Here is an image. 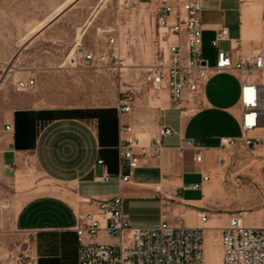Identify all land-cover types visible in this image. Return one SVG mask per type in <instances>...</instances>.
I'll return each mask as SVG.
<instances>
[{
  "label": "rangeland",
  "instance_id": "374dc122",
  "mask_svg": "<svg viewBox=\"0 0 264 264\" xmlns=\"http://www.w3.org/2000/svg\"><path fill=\"white\" fill-rule=\"evenodd\" d=\"M248 10V26L257 25L263 37L264 27L260 19L264 14V0H252L242 10ZM60 13L61 20L49 37L37 38V30ZM239 0H203L201 53L209 66L214 65L216 49L212 46L215 32L227 29L230 36L238 35ZM57 15V16H56ZM97 27L114 29L119 53L117 65L105 69L89 68L82 63H70L72 51L77 44L83 50L104 47V42L95 35ZM153 30L147 23L144 6L136 0H0V68L6 69L17 55V69H41V60L48 57L53 61L52 69L33 91L16 93L15 83L1 82L0 100L15 97L41 99V106L74 107L87 111L108 110L117 113V103L127 91H132L133 117L140 121L134 127V134L142 143L148 141L153 132L155 103L163 94H157L142 84L143 63H151L154 54L152 46ZM45 39H49L47 42ZM261 46V47H262ZM228 43L220 48L228 49ZM253 49V48H252ZM254 49H258L257 47ZM11 55V59L5 61ZM10 57V56H9ZM7 65H5V63ZM207 96L216 107H232L237 103L239 79L230 73L212 71ZM6 105L0 102V115ZM173 115L172 113H167ZM212 115H224L214 119ZM231 113L218 114L203 112L192 128L199 134L195 142L200 145H213L221 136L237 135L238 127L231 119ZM263 156L264 151L237 153L228 151L225 166L216 165L215 158L207 161L210 165L211 183L207 185L210 200L206 204L209 222L214 223L211 237V263L221 264L219 231L231 215L241 214L248 225H264V183L260 180V161L254 157ZM254 162V163H253ZM200 166H192L186 177L187 184L199 176ZM147 174L137 171L134 179ZM34 166L14 174L0 171V202L8 209L0 217V264H76L75 240L69 232L25 233L14 228L13 221L17 210L29 198L46 193L45 184ZM39 182L36 194L27 195ZM185 194V192H184ZM190 195H196L191 192ZM26 197V198H24ZM125 205V202H124ZM126 211L131 216V226L136 228L156 227L160 222L161 206L155 200L129 199Z\"/></svg>",
  "mask_w": 264,
  "mask_h": 264
},
{
  "label": "built area",
  "instance_id": "2783aa9c",
  "mask_svg": "<svg viewBox=\"0 0 264 264\" xmlns=\"http://www.w3.org/2000/svg\"><path fill=\"white\" fill-rule=\"evenodd\" d=\"M249 4L252 0H241ZM144 6L147 23L153 30L154 54L151 63H143L142 84L151 91L165 93L173 107L184 101L194 100L208 85L212 71L236 73L239 76V129L238 137L221 140V155L215 162L225 166L228 151L253 153L264 151V48L251 54L239 53L240 43L224 51L220 44L228 41L227 29L215 32L212 46L216 49L215 63L209 66L201 53L203 31L201 14L203 0H136ZM264 25V14L262 18ZM114 29L97 27L95 35L104 47L83 50L76 45L70 63H82L93 69H105L117 65L119 53ZM174 39V41H171ZM33 79L18 81L16 92L33 91ZM132 91L119 99L116 109L119 119L133 113ZM133 125L120 122L117 145L118 183L130 182L133 172L149 159L159 160L162 155L161 139L172 136L174 131L165 126L157 130L148 146L141 144L134 134ZM5 132H12L6 125ZM186 150L193 151V162L203 164L202 149L191 140H184L178 148L182 156ZM139 151V152H137ZM260 161V180L264 183V157ZM99 164H102L99 162ZM99 181H108L101 176ZM211 183V172L202 173L199 183L191 186L199 190ZM160 194V186L155 187ZM121 194L107 199L82 198L79 204L90 207L76 217L72 232L76 239V264H204V228L171 226L161 217L152 228H136L130 223ZM8 209L0 202V217ZM201 224L209 220V212L197 213ZM221 264H264V225L245 223L241 214L231 215L220 229Z\"/></svg>",
  "mask_w": 264,
  "mask_h": 264
},
{
  "label": "crops",
  "instance_id": "0c3cea01",
  "mask_svg": "<svg viewBox=\"0 0 264 264\" xmlns=\"http://www.w3.org/2000/svg\"><path fill=\"white\" fill-rule=\"evenodd\" d=\"M248 6L239 0L238 35L231 37L227 30L228 41L223 43H228L229 47L224 51H230V47H235L237 43H240L241 54H251L264 48L259 27L251 24L248 26L247 9L242 16L243 8ZM57 15L37 30V38H47L52 34L62 18L60 13ZM262 18L260 23L264 27ZM45 40L50 42L49 39ZM256 47L258 49H254ZM252 48L254 51L251 52ZM12 57L13 62L6 66L5 70L0 68V72H3L1 82L16 85L18 81L33 79L37 87V83L43 78L42 74L44 72L47 74L53 67V61L46 56L41 60L43 66L41 69L19 70L16 66L17 55L14 53ZM12 57L8 55L5 61ZM230 74L238 76L236 73ZM210 82L211 79L194 100L184 101L179 107H173L167 95L161 93L163 96L155 103L157 114L151 125L153 134L142 145L148 146L152 139L156 138L157 130L161 126L171 128L174 134L161 139L163 149L159 160L152 158L144 161L141 167L133 172L130 182L121 186L118 183L116 151L119 143L118 128L120 122L138 127L140 121L137 117H133V113L119 119L118 113L114 111L41 106L42 101L37 98L24 99L17 96L7 101L1 99L0 102H3L6 108L0 115V171L5 175L15 176L32 164L37 173L43 177V182L51 185L43 194H36L37 188L42 186L43 182L33 185L27 195H36L29 198L17 210L13 221L14 228L19 232L32 234L69 232L76 245L75 235L72 232L76 217L90 209L86 205L79 204L80 199H107L121 194L125 201V209L129 199L155 200L161 206L160 221L164 216V220L171 226L204 228L203 257L206 264V238L211 235L210 233L215 232L214 223L209 222V219L206 224H201L197 213L207 210L206 204L210 200V195L206 187L209 184H204L199 190H193L191 186L200 182L202 173L210 172L211 164L208 165L207 161L220 157L221 140L240 135L239 90L238 100L234 106L216 108L207 96ZM207 111L218 114L231 113L230 117L238 127V134L221 136L213 145L197 144L195 139L201 137H198L199 134L192 125L201 113ZM167 113L173 115L169 117ZM212 117L220 120L224 115H212ZM6 125L12 127V132L4 131ZM184 140H191L195 147L202 149L203 164L193 162L191 150H186L182 156L178 155V148ZM192 166H200L201 169L198 178L187 184L186 177ZM137 171H146L147 174L135 180ZM101 176H107L108 181H99ZM157 186H160V194L155 191ZM191 192H195L196 195H190ZM130 223H132L131 216ZM218 231L220 238V230Z\"/></svg>",
  "mask_w": 264,
  "mask_h": 264
},
{
  "label": "bare ground",
  "instance_id": "6f19581e",
  "mask_svg": "<svg viewBox=\"0 0 264 264\" xmlns=\"http://www.w3.org/2000/svg\"><path fill=\"white\" fill-rule=\"evenodd\" d=\"M247 5H250L247 4ZM254 162H257V161H254ZM253 162V163H254ZM213 234L209 235L207 238H206V248H205V254H206V264H210L211 263V245H210V240H211V237H212Z\"/></svg>",
  "mask_w": 264,
  "mask_h": 264
}]
</instances>
